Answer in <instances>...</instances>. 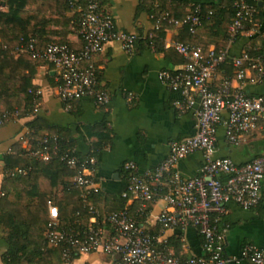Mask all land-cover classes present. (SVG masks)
I'll return each instance as SVG.
<instances>
[{
	"label": "built area",
	"instance_id": "built-area-1",
	"mask_svg": "<svg viewBox=\"0 0 264 264\" xmlns=\"http://www.w3.org/2000/svg\"><path fill=\"white\" fill-rule=\"evenodd\" d=\"M258 1L233 0L234 15L227 31L229 44L243 32L252 35L258 32L254 18ZM209 14L212 12L208 11ZM203 17L202 7L196 5L184 19L173 22H180L188 27V33L195 34ZM77 34L81 42L79 50L68 42H49L39 48L33 39L21 42L18 48L53 70L57 95L65 109H72L75 101L85 97L97 106L106 107L109 94L99 84L98 67L93 58L112 40L119 41L124 51L132 53L136 37L116 28L101 0H89L77 21ZM171 47L184 58V64L179 70H161L158 77L170 90L178 93L173 106L180 112H193L196 130L180 141H170L168 155L153 171L140 176L133 163H125L127 192L135 200L136 208L130 212L124 207L107 214L104 221L108 230L100 227L65 229L60 224L57 205L51 198L47 199L49 221L45 238L49 246L61 249L62 259L66 262H70L73 253L102 251L116 257L114 264H264V249L252 243L244 244L239 256H227L224 230L218 227L228 203H236L243 209H253L259 204L264 152L239 165L229 158L214 157L216 126L220 122L224 125L226 140L233 145H238L257 128L264 132V96L248 95L234 88L228 77L218 78V67L228 61L234 80H244L247 70H252L254 75H250L249 80L264 83V57L250 56L247 52L231 56L226 47L204 49L182 42H173ZM217 78L218 83L214 85ZM28 93L32 96V113L35 114L42 90L29 88ZM223 114H226L224 119ZM18 117L17 111L5 112L0 115V126ZM26 135L35 144L31 148L25 147V154L44 162L57 158L72 169V183L79 189L83 200L99 192L92 177L96 164L93 156H79L73 148H61L57 135L35 139L30 129ZM195 151L202 152L204 162L198 175L184 177L177 170V163ZM14 173L25 174L27 170L17 168ZM221 176L225 178L221 179ZM163 188L166 189L163 198L167 207L156 217L158 231L152 232L141 224L140 218L149 214V204L161 196ZM89 212L93 216L97 214L92 205H89ZM187 226L196 228L202 237L203 252L200 255H176L168 238L163 237L167 230H183Z\"/></svg>",
	"mask_w": 264,
	"mask_h": 264
},
{
	"label": "crops",
	"instance_id": "crops-1",
	"mask_svg": "<svg viewBox=\"0 0 264 264\" xmlns=\"http://www.w3.org/2000/svg\"><path fill=\"white\" fill-rule=\"evenodd\" d=\"M81 4L89 0H76ZM186 15L196 5L211 8L215 11L213 18L205 20L195 34H189L180 22L161 24L165 11L158 15L149 13L151 5H143L142 0H103V7L113 17L118 30L133 34L136 37L135 50L124 51L117 40L107 42L97 53L93 61L98 67V80L101 87L109 94L106 107L97 106L90 98L75 101L72 109H65L57 95V84L53 70L42 62L32 61L34 73L32 87L42 90L38 112L9 120L0 126V157L10 153L13 146L29 147L27 144V123L38 117L49 126L59 127L62 138L73 146L80 156L91 155L95 158L92 177L99 187V192L92 198V205L97 210L85 221L87 227H100L108 230L104 218L120 207H127L130 212L136 202L127 192V172L124 165L131 162L140 176L153 171L168 155V143L180 141L194 134L196 118L192 111L180 112L173 106L178 93L170 90L158 77L161 70H179L184 58L172 47L173 42H184L208 48H227L231 56L244 52L264 54V0L258 1L255 21L258 32L254 35L243 32L232 43H228L227 31L232 18V0H170ZM153 0V5H158ZM37 4L27 5L26 15H33ZM66 13L74 16L68 24L55 22L59 15L48 11L43 15L48 23L42 27L29 20L28 30L37 38L38 47L43 48L52 40L68 42L72 48H81L77 34V11ZM2 9V8H0ZM75 13V14H74ZM184 17V16H183ZM185 18V17H184ZM182 18V19H184ZM159 20V22L157 21ZM162 23V22H161ZM159 27V28H158ZM14 58L26 54L18 47L12 51ZM221 69L218 78L228 77L232 86L248 95H263L264 83L252 82V70H247L246 78L237 81L232 78L231 65ZM213 84L218 83V79ZM131 95V96H130ZM226 114H223V119ZM37 136L48 133L40 128ZM264 152V132L257 128L247 134L238 145L230 144L225 137L222 122L216 126L214 157L229 158L235 164H244ZM204 162L201 151H195L177 163V170L187 178L198 175ZM10 171V170H8ZM7 172V171H6ZM5 177V165L0 159V196L3 195L2 182ZM221 176V179H224ZM72 183L73 175L64 178ZM16 190L10 191L8 198L15 199ZM56 200L64 195V187L54 189ZM126 194V196H124ZM150 205L147 216L140 218L141 224L152 232L158 231L157 215L167 207L164 192ZM80 196V194H79ZM226 213L220 218L219 226L224 230V252L229 257H237L246 243H252L264 249V178L260 185V201L253 209H243L236 203L226 205ZM48 211V209H47ZM78 216V213L74 215ZM71 223V219H64ZM163 237L171 241L176 255L188 257L202 254V237L193 226L183 230H167ZM8 244L5 232L0 225V264H4L2 254ZM115 256L102 251L78 254L76 258L64 264H114ZM229 264H237L230 262ZM238 264H250L240 262Z\"/></svg>",
	"mask_w": 264,
	"mask_h": 264
},
{
	"label": "trees",
	"instance_id": "trees-1",
	"mask_svg": "<svg viewBox=\"0 0 264 264\" xmlns=\"http://www.w3.org/2000/svg\"><path fill=\"white\" fill-rule=\"evenodd\" d=\"M157 1L159 4L156 6L153 5V0H142V4L151 5L149 13L152 15H158L161 11L166 12V16L159 23L160 27L161 24L162 26L166 25L165 22H172L171 20L181 21L193 10L192 8L189 13L183 15L170 0ZM88 2L81 4L76 0H0V8H2L0 9V115L15 111L19 113L18 118L33 115L32 96L28 93V89L35 88L31 85V78L34 73L31 62L39 61L31 59L27 54L14 58L12 53L13 49L18 47L21 42L30 39L35 40L37 46L39 45L37 38L29 33V20L33 19L37 24L44 27L48 20L44 19L43 15L51 11L59 15V19H54L55 22L66 25L71 19L75 18V15L68 17L66 13L81 7L77 11L76 19L78 21ZM30 3H35L37 6L35 13L29 16L26 15V7ZM101 3L103 4V0H101ZM208 11H211L212 14L208 15ZM202 13L204 16L202 18L203 22L213 18L215 11L212 7H202ZM231 14L233 17V6ZM185 28L188 32V27L185 26ZM51 42L66 41L52 40ZM248 54L264 57V54L259 52L252 55ZM227 64L228 61H225L219 65L218 69L221 71V69L228 66ZM27 127L33 131L35 139H41L44 136L36 135V132L42 128L48 131L45 135L58 136V144L61 148H73L70 142L68 143L65 138L60 136L62 130L59 127L49 126L38 117H34L29 121ZM28 144L31 148L35 142L29 139ZM25 152V148L13 146L10 153L0 157L5 165V177L2 182L4 192L0 196V225L5 232V240L8 244L7 251L2 254L3 263L64 264L66 261L62 259L61 249L49 246L45 238L49 221L46 201L51 198L57 205L62 227L70 230H83L89 228L86 226L85 221L92 216V213L89 212V205H92L91 200L94 194L83 200L79 196L80 191L75 184L65 182L64 178L72 176L74 174L73 170L57 158H52L48 162L37 161L26 155ZM17 168L26 169L27 173H14ZM58 185L64 187V195L56 200L53 193ZM13 189L16 190L15 199L10 200L8 195ZM162 191L164 194L166 193L165 188ZM150 205L151 203L149 204V210ZM77 213L78 216L75 217L74 215ZM66 218L71 219V223H64L63 220H66ZM219 222L218 227L220 228ZM169 243L171 244L170 240ZM77 256L78 254L73 253L71 260Z\"/></svg>",
	"mask_w": 264,
	"mask_h": 264
}]
</instances>
